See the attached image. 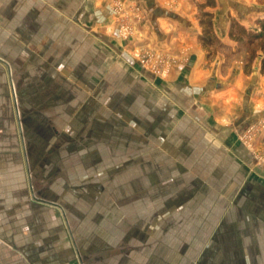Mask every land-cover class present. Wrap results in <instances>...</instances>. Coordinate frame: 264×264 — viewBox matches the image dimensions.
I'll use <instances>...</instances> for the list:
<instances>
[{
    "label": "rangeland",
    "instance_id": "obj_1",
    "mask_svg": "<svg viewBox=\"0 0 264 264\" xmlns=\"http://www.w3.org/2000/svg\"><path fill=\"white\" fill-rule=\"evenodd\" d=\"M115 15L129 39L127 13ZM30 21L0 8V166L26 154L36 197L64 210L76 264H264V120L241 135L251 158L223 156L195 127L170 128L179 117L139 93L137 68L106 52V31L96 46L82 31L61 47L37 30L49 45L30 47ZM140 52L137 64L158 76Z\"/></svg>",
    "mask_w": 264,
    "mask_h": 264
},
{
    "label": "crops",
    "instance_id": "obj_2",
    "mask_svg": "<svg viewBox=\"0 0 264 264\" xmlns=\"http://www.w3.org/2000/svg\"><path fill=\"white\" fill-rule=\"evenodd\" d=\"M118 4L127 12L135 6L140 9L141 19H129L133 23L129 39L117 36ZM2 7L15 16L31 17L25 25V31L30 30L25 33V46L49 45V41L35 42L37 30L45 38L52 33L56 41L51 44L61 47L71 34L75 39L82 31H87L89 45L96 46L94 35L106 31V52L127 58L122 64L126 62L131 71L137 68L139 93L147 100L152 93L153 108L159 105L168 117H179L171 129L195 127L202 141L222 148L223 156L251 158L241 135L249 125L264 120V32L248 39L240 31H263L264 0H0ZM77 39L71 44H79ZM8 42L14 47L17 38ZM140 51L167 57L166 75L142 70L133 57ZM14 122L5 133L16 129ZM255 143L264 149V130ZM11 156L9 168L0 166V264H76L75 245H63L61 205L36 197L25 153L20 162L16 154ZM254 171L260 170L255 166Z\"/></svg>",
    "mask_w": 264,
    "mask_h": 264
},
{
    "label": "built area",
    "instance_id": "obj_3",
    "mask_svg": "<svg viewBox=\"0 0 264 264\" xmlns=\"http://www.w3.org/2000/svg\"><path fill=\"white\" fill-rule=\"evenodd\" d=\"M117 13L121 16V14L124 15V13H127L128 19H141L140 15V9L135 6L130 10V12H127L121 4L116 5ZM126 17V16H125ZM121 23V22H120ZM121 30L124 32L125 36H130L132 32L133 23L129 24H121ZM139 58L142 61V63H154L153 69L159 73V75L163 74L166 75L168 72V68L170 67V61L167 57H165L162 54L155 53L152 51H141L139 53ZM252 131V128L250 129ZM252 137V136H251Z\"/></svg>",
    "mask_w": 264,
    "mask_h": 264
},
{
    "label": "trees",
    "instance_id": "obj_4",
    "mask_svg": "<svg viewBox=\"0 0 264 264\" xmlns=\"http://www.w3.org/2000/svg\"><path fill=\"white\" fill-rule=\"evenodd\" d=\"M260 25L263 28V31L261 33H257V32L248 33L246 30H243V29L240 32L243 33L248 39H253L255 37H262L263 36V32H264V21L260 22Z\"/></svg>",
    "mask_w": 264,
    "mask_h": 264
}]
</instances>
